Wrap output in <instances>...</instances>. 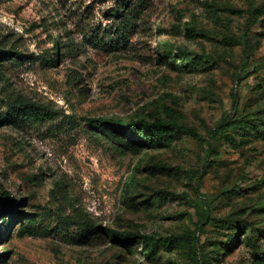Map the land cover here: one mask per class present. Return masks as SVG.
Instances as JSON below:
<instances>
[{"label":"rangeland","instance_id":"rangeland-1","mask_svg":"<svg viewBox=\"0 0 264 264\" xmlns=\"http://www.w3.org/2000/svg\"><path fill=\"white\" fill-rule=\"evenodd\" d=\"M0 52V264H264V0H0Z\"/></svg>","mask_w":264,"mask_h":264},{"label":"trees","instance_id":"trees-1","mask_svg":"<svg viewBox=\"0 0 264 264\" xmlns=\"http://www.w3.org/2000/svg\"><path fill=\"white\" fill-rule=\"evenodd\" d=\"M125 21V20H124ZM124 23V22H123ZM92 43V42H90ZM120 46L119 41H115L111 47L114 50H118ZM2 53V52H0ZM20 59H23V55H18ZM25 59V58H24ZM114 131H121L125 136L129 137L132 141L136 140L139 143H161L164 140L166 134L170 131L183 130L187 134L198 137L195 131L191 129H184L183 127L170 122H164L161 120L148 121L139 120L125 123L122 119H111L107 121ZM1 212L7 214L6 205L1 206ZM9 213V212H8ZM109 233L114 236L126 249L131 250L132 244L138 239H142L145 245H166L167 239L156 238L153 236H140L136 233L128 231L109 230Z\"/></svg>","mask_w":264,"mask_h":264}]
</instances>
